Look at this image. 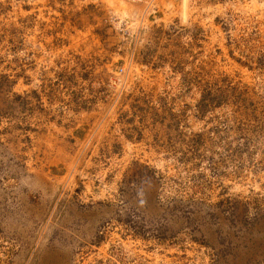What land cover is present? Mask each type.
<instances>
[{
  "label": "rangeland",
  "instance_id": "obj_1",
  "mask_svg": "<svg viewBox=\"0 0 264 264\" xmlns=\"http://www.w3.org/2000/svg\"><path fill=\"white\" fill-rule=\"evenodd\" d=\"M0 264H264V0H0Z\"/></svg>",
  "mask_w": 264,
  "mask_h": 264
}]
</instances>
